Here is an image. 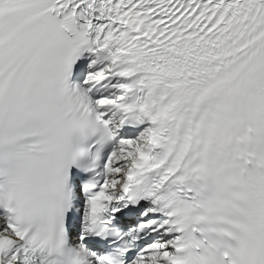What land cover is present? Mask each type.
<instances>
[{"label":"snow or ice","instance_id":"1","mask_svg":"<svg viewBox=\"0 0 264 264\" xmlns=\"http://www.w3.org/2000/svg\"><path fill=\"white\" fill-rule=\"evenodd\" d=\"M0 264H264V0H0Z\"/></svg>","mask_w":264,"mask_h":264}]
</instances>
